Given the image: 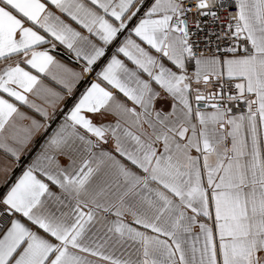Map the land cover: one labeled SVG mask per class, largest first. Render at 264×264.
Masks as SVG:
<instances>
[{
    "label": "snow or ice",
    "instance_id": "snow-or-ice-1",
    "mask_svg": "<svg viewBox=\"0 0 264 264\" xmlns=\"http://www.w3.org/2000/svg\"><path fill=\"white\" fill-rule=\"evenodd\" d=\"M0 151V264H264V0H0Z\"/></svg>",
    "mask_w": 264,
    "mask_h": 264
},
{
    "label": "crops",
    "instance_id": "crops-1",
    "mask_svg": "<svg viewBox=\"0 0 264 264\" xmlns=\"http://www.w3.org/2000/svg\"><path fill=\"white\" fill-rule=\"evenodd\" d=\"M74 27H77L75 24H73ZM78 30H81L83 31L82 29H79ZM64 52L65 50L62 48V46H59L58 45V48H57V51L56 52H53L52 54L55 55L57 57L58 60H60L62 63H65L67 64L69 67H73V68H77L78 70V65H75L73 64L66 55H64ZM109 55H111V48L109 49ZM98 67L99 65H97V70H98ZM53 71H55V69H53ZM95 76V72L91 73V79ZM42 81H43V84L48 86V87H51L57 91H62L61 87L59 85H57L54 81H52L50 78L48 77H41ZM90 79V80H91ZM81 81L78 86H77V89H75V95L78 97L80 92L83 91V88L84 86L90 81ZM28 98L29 100L37 103V104H42V100L39 99L37 96L35 95H32V94H29L28 95ZM72 102V100L69 98V99H66V101L64 102L65 104H68L70 105ZM164 101H159L158 102V106H160L161 104H163ZM18 107L20 109L21 112H24L25 114L29 115V116H36V118L39 119L38 115L36 113H34V111L30 108H28L27 106L23 105V104H19L18 103ZM66 110V108H65ZM60 109L58 108L57 109V112H59ZM97 121L100 120V117H96L95 118ZM21 123H25V122H21ZM59 123V118H57L56 122L53 123L51 125V127L48 129V132L50 133L52 131L53 128L56 127V124ZM44 142V137L43 135L41 134H38L35 139H34V142L32 144L29 145V149H30V154L27 155V156H22L21 157V167H13V170H12V174L11 176L9 177V183L11 181H14V179L16 178L17 175H19L22 171V165L26 164L30 159H31V156L32 155H35V153L37 151L40 150V147L41 145L43 144ZM4 157V153L2 151H0V159H2ZM67 161L66 160H63L62 163H66ZM4 178L3 176H0V181H2ZM55 190V189H54ZM4 191V188H3V185L0 184V193H2Z\"/></svg>",
    "mask_w": 264,
    "mask_h": 264
},
{
    "label": "built area",
    "instance_id": "built-area-1",
    "mask_svg": "<svg viewBox=\"0 0 264 264\" xmlns=\"http://www.w3.org/2000/svg\"><path fill=\"white\" fill-rule=\"evenodd\" d=\"M91 79V75L88 77V79L86 80V81H88V80H90ZM86 81H84V82H86Z\"/></svg>",
    "mask_w": 264,
    "mask_h": 264
}]
</instances>
